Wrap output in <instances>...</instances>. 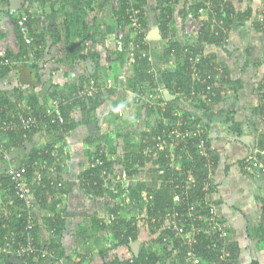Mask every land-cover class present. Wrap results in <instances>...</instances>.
I'll use <instances>...</instances> for the list:
<instances>
[{
	"label": "crops",
	"instance_id": "0c3cea01",
	"mask_svg": "<svg viewBox=\"0 0 264 264\" xmlns=\"http://www.w3.org/2000/svg\"><path fill=\"white\" fill-rule=\"evenodd\" d=\"M229 1L237 12L241 13L246 10L250 11V15L241 21L238 19L237 14L234 15L228 34L219 45L208 44L206 42H200L199 45L203 54L213 56L215 65L221 70L219 73L224 76L223 78L219 76L214 77L213 85H218L222 89L220 95L223 96V99L212 104L213 110L217 114L222 112L221 118H224V121L221 122V120L215 119L211 126L217 124L219 128L229 131V126L227 125L229 124L228 117H232L233 120L231 122L239 123V128L242 127L241 133L252 132L254 135L253 148L250 149L240 141L211 136V149L218 158L216 163L212 161L213 159L211 161L208 159V162L205 161L204 167L207 169L206 181L213 183L214 191L212 193L205 191L206 194L198 202L189 201L187 197L185 201L175 200L174 195L173 208L177 209L180 203H183L187 207L193 206L195 212L201 217L197 227L202 229L208 226L207 221L210 217L215 215L216 219H222L229 230V246L232 251V261L230 264H252V262L264 264V173L250 172L241 167L242 159L248 155H255L259 158L264 157V149H260L258 145V141L264 138V115L258 112V106L264 102V32L255 27L257 15L264 8V0ZM28 2L29 0H25V4ZM184 2L189 8L195 3L193 0H174L173 3L177 10L173 9L172 19L170 24H168L171 28L172 26L175 27V30L168 27V32L174 33L173 35L179 37L180 40L183 37L182 17L179 16L178 8L182 7ZM33 3L35 4L34 0ZM51 3L45 5L44 13L42 12L38 18L39 20L37 19L38 28L40 29L50 21V26H53L54 23L58 24L60 34H64L63 27L56 22L57 17L55 16L57 14L47 19V15L50 13L49 10L51 11ZM155 3L156 0L153 3L154 6ZM144 6V18L147 23L143 32L146 33V40H142L141 44H146L149 49L150 69L155 74L156 94H158V99H162L160 97H163L165 101L172 100L173 102L177 96L164 87L162 76H160L163 69L167 67L173 68L174 66L172 59L165 63L161 56L162 51H164V48L170 41L166 38L168 32L165 38L162 37L159 40L147 39L148 32L158 26L155 23L154 14L153 16L150 14L151 11H155V8L152 7L150 1ZM93 7L94 9L88 10V13H95L92 17L97 20L96 23H98L99 28L96 32L93 30L89 31L90 34L93 32V35L92 38L87 39L84 43L83 52L85 54L86 52H92L98 55L99 66H101L99 68L100 81L90 78L83 87L90 83L91 80L96 85L98 82L102 83L101 87L97 85L102 92L100 95L102 101L96 110L93 111V114L89 118H85V121L80 106L74 105L70 118L76 122V125L70 130L65 131L63 126L56 125L50 128V130L37 129L30 135L32 148L42 149L50 146L53 152H59L60 150L63 152L61 155V166H59L58 171L53 172L52 169L47 171V173L50 172L52 177L63 180V189H58L54 194H51L50 191L46 192L47 208L40 206L41 198L35 197V200L37 201L36 221L39 224L38 234L41 238V244L50 249V240L55 238L60 243V247L55 248L53 251L57 254L58 251L64 250L68 256L66 261L64 259L65 264H71V261H81V264H102L112 260L117 255L126 253L125 248H123L124 250L121 247L111 248L114 242L113 237L110 233H106V231L91 234L90 238L88 237L83 240L80 228L90 225L94 216L101 217L105 215L103 218L105 222H109L112 218L107 211L108 205L103 206L104 204H102V202H107V198L100 201L94 195L81 188L78 175L87 167L98 148L102 150L104 157L112 163V169L119 171L122 168L121 164H118L119 160L130 153L135 145L141 141L142 133L148 132L153 126L150 122L153 118V111L150 112L149 107L144 105L145 103L136 101L141 85L132 90L122 83V80L126 79L127 75L132 72L133 54L136 49H139V42L136 41L137 36L128 32L126 27L124 28L117 23L116 16L108 5L101 10H97L96 3H94ZM2 8L4 9L6 6L0 1V12L3 10ZM25 8H27V5H24L19 10L21 11L20 14L25 12ZM4 11L6 12V10ZM29 11L32 12L30 9ZM63 14L65 16V13ZM201 15L204 20L208 18L212 26L217 23V12L214 9L204 10ZM210 15L211 18H209ZM221 22L222 20L218 21V23ZM89 26H93V24ZM259 26L262 27L261 24ZM119 31H124V40L129 37L127 45H125L124 41L123 50H125L126 46L128 57L124 64L117 59L115 51L117 49L114 39L116 40ZM3 33L4 36L0 40H4L6 36L5 32ZM91 43L94 44L93 48L91 46L87 49L86 45ZM16 47L18 49L12 51L6 46L5 51L13 53L12 55H17L19 54L18 43ZM42 47H45L42 52L43 57L39 58L38 61V66L41 69L37 71L38 74L36 76L34 71L29 74L26 71L29 68L24 70L23 66H20V72L19 68H16L9 76L0 79V88L8 89L9 95L12 94L14 87L19 86L20 83H24L22 88L27 89L24 91V98L21 103L13 105V107L9 108L10 111L24 109L26 97H28L30 91L36 93L41 98L40 101H43L42 98L45 97L43 103L46 104V107L52 106L56 100L64 98L69 103L75 101L79 104L80 101H83V98L72 101L71 98L77 92V90L72 91L73 85L88 72L85 59L83 61L78 60L68 63L65 58L63 41L60 40L55 44L50 36L46 37L45 45ZM138 52L142 53L141 49ZM33 53V49H28L24 55L18 56L17 59L14 56L10 59L13 60L12 63L14 64L22 61L32 62L34 58ZM174 54L175 52L172 51L171 58L172 55L174 57ZM101 68H107L109 73L106 75ZM95 69L96 65L93 68V72ZM21 70H24L28 74L31 79L30 81L27 82L22 76ZM51 85H55V87ZM49 89H55L58 94L51 97L45 96L48 94ZM164 90H168L169 93L175 95V98L166 100ZM191 95L194 96L193 92L188 98ZM196 95L200 96L201 94L198 92ZM11 98L13 99L14 97L11 96ZM179 99L178 102L173 104L174 107L176 106L172 110L173 114L179 116L183 111H188L192 116H200L204 122L206 121L207 116H205V111L196 107L194 109L185 108L184 104H192L184 98L179 97ZM201 100L204 103L207 100L206 95H203ZM203 115L205 118H203ZM200 123L202 124V122ZM10 148L13 164L18 165L23 163L26 159L25 156L29 153L26 150L25 144L23 146L17 144L15 147ZM181 160L179 161L180 163ZM7 166L8 164L0 159V175L3 174ZM149 172L148 170H144V172L138 173L137 177L139 180L148 183L154 178L152 172ZM2 182H6L8 188ZM207 182L205 183L207 184ZM9 184L8 179L0 181V197L3 195V201H0V218L3 219L6 218V214H8L10 209L6 205L8 200L10 198L14 199ZM142 194L144 195V192ZM53 201H55L54 207L50 209ZM147 206L145 202L141 204L140 201L134 209L135 211H139L140 214L131 213L128 216L135 215L138 218L143 216V212L146 215ZM140 208L144 211L141 212ZM211 209H214V215L211 213ZM58 215L64 218L63 231L60 237H58L59 240L57 237H54V228L53 226L50 227V222L48 225L44 223L45 219L55 221ZM80 225L82 226L79 227ZM194 226L196 224L194 223L193 225V221H190L188 228L192 229ZM149 240L142 239L140 235L135 241L139 242L140 249L141 245H145ZM208 243L209 240L204 246L207 250L210 249L206 247ZM105 248L108 250L103 256L100 251ZM196 254L200 258V264H217L213 258L209 260L204 259L199 253L198 247ZM188 262H190L189 264H193L191 260H188ZM0 264H30V262L19 260L11 255H5L0 256ZM44 264L55 263L45 261Z\"/></svg>",
	"mask_w": 264,
	"mask_h": 264
},
{
	"label": "trees",
	"instance_id": "16d2710c",
	"mask_svg": "<svg viewBox=\"0 0 264 264\" xmlns=\"http://www.w3.org/2000/svg\"><path fill=\"white\" fill-rule=\"evenodd\" d=\"M4 3L6 6V14L12 19L14 30L17 37V43L19 44V54L12 55L13 53H10L9 51L5 52V56H0V79L5 78L6 76H9L10 73L16 68L18 69L20 66H23V69L29 68V70H26L30 73L35 72V76L40 66L39 64V58L43 57V51L45 47H42L45 45L46 37L50 36L53 43H57L60 40L64 43V51H65V58L68 63H73L78 60L83 61L86 59V57H91L93 61L95 62L96 69L93 73H85V76H82L79 81L73 85L72 91L74 90H80L83 85L88 82L90 78H94V80H99V58L97 54H94L92 52H86V54L83 52L84 43L87 39L92 38L93 32L90 34V30L98 31L99 25L89 26L86 21L85 17L88 13V10L94 9V3L96 2V8L97 10H101L106 5L111 8L112 13L115 14L117 23L122 25L124 28L128 24V16L125 15L124 9L128 6L127 1L120 0V10L114 11L111 1L110 0H56V2L59 4V11L60 13H65V18L62 21L61 26H63L64 35L62 36L60 34V31L58 29V24L54 23L53 26L48 24H45L40 29L38 28V21L41 12L44 13L43 7L47 3H51L50 6L53 5V0H40L41 10L39 13L30 12L28 8H25V13L28 14V18L26 21L27 26V36L32 38L31 43H26L24 40V36L20 30V26L18 25V18L16 16V13L10 14L9 12V4L8 0H0ZM137 4L135 7L139 9L141 13L142 18V24L143 27L146 25V20L144 18V5L147 4L148 0H136ZM174 0H156L155 3V14L154 19L156 20L155 23H157V26L160 30V33L163 38L166 37V33L169 31L168 24H170L171 21V15L173 12V9L177 10L174 3ZM211 2V4H210ZM210 4V6H208ZM153 7V8H154ZM53 9V7H52ZM201 9V12L199 10ZM214 9V11L217 12L216 19L217 23L211 25V21L203 19L202 12L204 10H210ZM193 12V14L196 17H200L202 21V27L198 35H196L197 39V45L195 46H188L190 47V50L193 52V54H196L201 51V57L200 62L198 63V70H199V76H196L192 78V72L189 68L191 62L189 61V54L184 51V48L187 43H185V39L182 37L180 40L179 37H176L174 35V39L170 40L168 45L164 48V51H162V59L165 63H167L169 60L172 59L173 61V68H165L161 71L160 76H162V81L164 87L169 89L171 93L175 94L177 97L172 102V100L166 101V106L164 111L161 110L159 107H149V111L157 112L159 117V121L153 125L152 128L148 132H143L141 136V141L135 145L133 150L121 158L120 162L118 164H121V167L124 168L126 171L129 179L125 181L124 184H121L119 182H116L113 185V189L108 188V186H102V180L100 179V169L103 167L107 168V171L110 173L112 169V163L108 161L104 154L101 153V158L103 159V164L99 165L96 168H88V166L79 173V184L80 187L85 189L88 193L94 195L96 199L103 201L107 198V202H102L104 204L103 206L108 205V213L111 216V220L109 222L104 221V216L96 217L94 216L92 219V222L89 226H82L81 227V235L84 239L90 238L92 235L100 231H106V233H110L113 237V244L111 245V248L115 249L117 247H121L122 249L125 248L126 253H122L121 255L115 256L112 260L104 262L102 264H159V262L162 260L164 261L166 254L170 253L169 255L173 254V259H171V264H189L190 262H186L185 257V248L180 246L178 243L179 240L176 239L173 236V232L171 231V228L169 229L168 225H164L163 223V216L165 214V210H170L173 208L174 202H173V196L175 193H180L181 196H183L182 201L187 200L198 202L202 200V197L206 194L204 190H202V185L205 183L207 179V169L204 167L205 161L208 162V158L201 155L199 151L197 150L196 141L197 136H193L190 139L186 140L187 149L191 153L192 157L190 160L187 159L186 156H184L181 160V164L184 166H174L173 168L169 166V156L167 155V151H158L157 153L152 154L150 157L143 154V148L147 145V143H144L143 140L145 138H148V141L150 144L154 143L151 137L153 135L158 134L159 132H162L163 129L170 130L172 127L178 128L180 130H185L187 127H190L192 123H199L202 122V125L204 127L205 137H206V147L209 150V157L210 161L212 160L214 163L217 161V155L213 153L211 149V136H210V129L211 124L215 119L221 120L223 122L224 118H221V113L215 112L213 109L212 104L215 102H218L223 99V96L220 95V92L222 89L217 85H213V80L216 75V73H219L216 68L218 66L215 65V62L213 61V56L210 54H203L202 49L199 47L200 42H206L208 44H214L219 45L224 39L225 36L228 34V31L231 27V24L234 19V15H238V19L241 21L245 17H248L250 15V11H242L237 12L234 8V6L231 4L229 0H202V1H195L193 5L186 6V3H183V6L178 8L179 16L182 17V19L187 15L188 11ZM264 11V8L262 12ZM54 12V10H53ZM199 12V13H198ZM50 12L47 15V19H50L53 14ZM264 14V12H263ZM211 18V15L210 17ZM39 20V19H38ZM222 20L221 23H218V21ZM97 21V20H96ZM183 22V20H182ZM94 27V29H93ZM255 27L263 30V27L259 26V22L256 20ZM171 28V27H170ZM173 30H175V27L172 26ZM171 28V29H172ZM173 32V31H172ZM128 34V33H126ZM174 34V33H173ZM183 34V33H182ZM4 33L0 30V38H3ZM178 36V35H177ZM129 38V37H128ZM127 38V39H128ZM127 39H125V45H127ZM137 42H139V49L141 51L146 52L147 56H141V53L138 52L139 49H136V51L133 54V64H132V72L127 75L126 79L122 80V83L126 85V87H129L132 90H135L137 86L141 85L140 89L141 92L147 94L149 92H154L156 84L155 82V74L152 72L151 68V60H149V52H148V46L146 44H141L142 40H146V33H141L136 38ZM184 40V41H183ZM41 44V46H40ZM34 50V59L32 62H19V63H12V56H14L16 59L18 56L24 55V53L27 52V50ZM116 51V57L117 59L124 64L125 61H127V53H126V46L125 50L123 51ZM174 51V57L172 55L171 58V52ZM5 58H8L9 62H3ZM25 66V67H24ZM131 67V66H130ZM24 70H21L22 76L28 81H30V77ZM18 71V70H17ZM20 72V68H19ZM24 72V73H23ZM37 77L40 78V76L37 75ZM219 77L223 78L224 76L219 73ZM205 78V82H201V80ZM100 81V80H99ZM27 83L26 81H24ZM98 82V81H97ZM99 83V84H98ZM97 85L100 87V82H98ZM24 84V83H23ZM19 84V86L14 87L12 90V94H8V89L0 88V116L1 117H10L15 115V111H10L9 108L13 107L15 104H20L21 101L24 98V91L27 89H23L22 85ZM52 87H55V85H51ZM209 87V88H208ZM208 88V89H207ZM204 91V92H203ZM30 91L28 97H26V105H30L35 111L44 110L46 107V104L43 103L44 98H42L43 101H40L41 98L39 96ZM193 92L194 96L189 95ZM200 92V96L206 95V101L203 103L200 96H197L196 94ZM203 92V93H201ZM101 91L99 89L98 92L94 93L93 95L88 96L87 98L83 99V101H80L76 103L75 101H72L71 103L67 104H61L60 103V111L64 118L63 123L60 126L64 127V130H70L75 127L76 122L70 118V113L74 107V105H79L83 114L84 121L85 118H89L91 114H93V111L96 110V108L100 105V102L102 101L100 98ZM58 92L55 89H49V92L45 96H55ZM196 95V96H195ZM11 96L14 98L12 99ZM181 98L186 99L189 103L194 105V107L205 111L206 114V121L204 122L202 117L200 116H192L188 111H183L181 115L177 116L173 114L172 110L176 108L174 107V103L178 102ZM264 98V94H263ZM41 102V103H40ZM25 105V104H24ZM176 105V104H175ZM8 106V107H7ZM178 106V104H177ZM2 108V109H1ZM151 108V109H150ZM258 112L264 115V102L258 106ZM24 110V109H19ZM13 114V115H12ZM229 118V124H227L229 127V131L233 134H241L242 127L239 128V123L231 122L233 119L232 117ZM166 120V122H164ZM190 123V125H186ZM56 126V125H53ZM51 126L50 128H52ZM49 128V130H50ZM36 130H31L27 133V138L25 139L22 136V131H16L11 132L8 134L9 140L6 143V146L8 148L15 147L17 144L23 146L26 141L31 140V133ZM258 145L260 149H264V138H261V140L258 141ZM98 148L95 153L99 152ZM52 148L45 147L42 149L33 147L29 153L25 156L26 159L24 160V163L29 164V168L27 169V175L30 176V174L34 171V160L41 158L42 160H46V167L41 172L44 176V178H50L57 181H61V186L56 185H50L48 182H46L45 186L36 185L33 186V192L35 197L41 198V204L40 206L42 208H47V197L46 192L50 191L51 194H54L58 189H63L64 184L63 180L60 178H55L50 175V172L47 173L49 169H52V171H58L59 166H61L62 161V150L59 152H53ZM207 159V160H206ZM147 168V169H144ZM55 169V170H54ZM144 170H148L152 172L154 178L149 181L148 183L143 180H139L138 173L144 172ZM191 178V179H190ZM2 179L0 178V181ZM6 180V179H3ZM7 182V181H6ZM6 182H2L3 185L6 184ZM7 185V184H6ZM187 186H189L187 189H185ZM213 183L210 182L209 184V193H212L214 191ZM8 188V185H7ZM116 190V192L114 191ZM182 190L183 191L181 193ZM12 192V191H11ZM144 192V195L142 194ZM125 196L132 199V203L127 204L124 202ZM145 196V197H144ZM3 197V195H2ZM0 197V201H3V198ZM124 197V199H123ZM141 198V200H140ZM118 200V201H117ZM141 204L145 202L147 206V214L145 218L141 217H135V215L128 216V213L134 212V209L138 206V204ZM55 201L50 205V209L54 207ZM107 203V204H106ZM128 205L131 207L130 210L125 211L126 208H128ZM182 205L183 203H180L176 208H174L175 212H180L183 210ZM186 205H184V209ZM124 209L126 212L125 214H121V211ZM132 210V211H131ZM123 211V212H124ZM132 212V213H133ZM37 214V212H36ZM134 214V213H133ZM185 214V213H184ZM3 222V218H0V224ZM50 222V227L53 226L54 228V237H60L63 226H64V218L60 215L57 216L55 221H51L50 219H45L44 223L47 225ZM22 218H14L11 222L12 228H14L16 231L21 230L22 227ZM39 224L37 221H35L33 233L35 236V243L37 247L42 246V242L40 241L41 238L38 234L39 232ZM106 228V229H105ZM7 230H5L6 232ZM159 232L158 234L156 232ZM4 230L0 226V241L3 236ZM151 234L155 235V240L162 246V252H160V249L156 248L155 246V240L152 238H149L150 240L147 241L145 245H141L140 249L138 250L137 256L132 251L130 245L133 241L137 240L140 235H144V237H149ZM148 239V238H147ZM166 239V240H164ZM59 240V238H58ZM151 241V242H150ZM206 242H208L207 237L202 236L199 240L198 249L199 253L204 257V259L209 260L211 258L217 259V251L207 250L204 248ZM60 247V243L55 240V238H52L50 240L49 250L53 251L55 248L57 249ZM110 249V248H109ZM107 248L101 249V253L103 256L107 252ZM124 250V249H123ZM58 251V250H57ZM232 252V251H231ZM56 259H51L50 261H47L49 263H58V259H68V256L65 254L64 250L56 252L54 251ZM0 256H5L1 255ZM177 259V260H175ZM20 260V259H19ZM23 261H30L24 260ZM71 264H81V261L79 262H72ZM252 264H257L256 262H252Z\"/></svg>",
	"mask_w": 264,
	"mask_h": 264
},
{
	"label": "built area",
	"instance_id": "2783aa9c",
	"mask_svg": "<svg viewBox=\"0 0 264 264\" xmlns=\"http://www.w3.org/2000/svg\"><path fill=\"white\" fill-rule=\"evenodd\" d=\"M122 1V0H121ZM128 3V6L125 7V15L128 16V24L126 28L128 32L133 33L138 36L143 33L144 27L142 24L141 13L139 9L135 7L137 4L136 0H125ZM202 1V0H193ZM111 4L114 11L120 10V0H111ZM201 12V9L199 10ZM198 12V13H199ZM264 12V11H263ZM261 12L257 15L256 20L264 28V14ZM28 14L24 12L18 18V25L24 36L25 42L30 43L31 38L27 36V26L26 21ZM3 25V21L0 23ZM202 27V21L200 17H196L193 12L188 11L187 15L184 17L182 22V33L185 39L186 46L184 51L189 54V61L191 62L189 68L191 70L192 78L199 76L198 63L200 62L201 51L193 54L188 46H195L197 39L194 38L199 34ZM5 27L0 28V30ZM3 31V30H2ZM264 32V29H263ZM124 31H119L116 36V49L122 51L124 49ZM15 41L17 44L16 33L14 35ZM168 40L174 38V35L171 32L167 33ZM194 42V43H193ZM193 43V44H192ZM5 44L3 41H0V56H5ZM141 56H147L146 52H142ZM149 58V57H148ZM3 62H9L8 58H5ZM216 70L220 72L217 67ZM219 73H216L215 77H218ZM205 82V78L201 80ZM209 88V87H208ZM207 88V89H208ZM99 90L98 86L94 81H90L82 89L74 93L72 100H78L79 98H87L88 96L96 93ZM154 92L157 93L155 90ZM149 92L147 94L141 92L137 94V102H143L148 107H159L164 111L166 106V101L163 97L158 99V94ZM203 93V92H202ZM60 103L67 104L69 101L64 99L56 100L54 105L47 106L45 109L40 111H35L30 105H25L24 110L17 109L15 115L10 117H1L0 116V159L5 161L8 166L3 171V174L0 175L1 179H8L10 184V189L13 193L14 199L10 198L7 202V206L10 207L6 218L3 219V222L0 224L1 228L4 230L3 236L0 241V254L11 255L17 259L30 260V264H44L45 261H50L51 259H56L54 251L48 249V247L42 245L37 247L35 243V236L33 233L34 224L36 221V207L37 201L35 200L33 186H45L46 182L50 185L61 186V181H57L50 178H44L42 170L46 167V160L38 158L34 160L33 166L34 171L31 176L27 175V169L29 164L20 163L14 165L12 162L11 148L6 146V143L9 140L8 134L11 132L22 131V136L26 139L27 133L31 130L43 129L47 130L53 125L60 126L64 118L60 111ZM186 125H190L187 122ZM204 127L199 123H192L190 127H187L185 130H180L178 128L172 127L170 130L163 129L162 132H159L156 135H153L151 139L154 143L150 144L148 138L143 140L147 145L143 148V154L151 156L158 151H167L169 156V166L174 167L178 166L179 161L186 156V160H190L192 155L187 149L186 140L190 139L193 136H197L196 146L199 153L206 158L209 157V150L206 147V137L204 132ZM102 150L95 153L90 162L88 163V168H96L99 165H102L103 159L101 158ZM53 154V152H52ZM241 167L244 170L250 172H261L264 173V157H257L255 155H248L241 161ZM100 179L102 180V186H108V188L113 189V185L116 182L124 184L126 180L129 179L124 168H121L119 171L112 170L110 173L107 171L106 167L100 169ZM207 182V181H205ZM209 184L207 182L202 186V190L208 191ZM187 186L185 189H187ZM116 192V190H114ZM186 190H182L181 193ZM175 200H182L183 196L180 193H175ZM183 210L180 212H175L174 208H171L169 211L165 210L163 216L164 225H168L169 229L173 232V236L179 240L180 246L185 248V257L186 260H191L193 264H200V258L196 254V250L199 244V239L202 236L207 237L209 243L207 248H211L213 251H217V264H230L232 261V253L229 246V230L222 219H216L214 215V209H211V213L214 215L208 219V226H205L203 229L198 228L197 224L200 221L201 217L198 215L193 206L182 207ZM185 213V214H184ZM211 216V215H210ZM14 218H22V227L21 230L16 231L11 226V222ZM190 221H193L196 226L192 229L188 228ZM5 230H7L5 232ZM166 240V239H164ZM210 249V250H211ZM59 264H65L64 259H58Z\"/></svg>",
	"mask_w": 264,
	"mask_h": 264
},
{
	"label": "rangeland",
	"instance_id": "374dc122",
	"mask_svg": "<svg viewBox=\"0 0 264 264\" xmlns=\"http://www.w3.org/2000/svg\"><path fill=\"white\" fill-rule=\"evenodd\" d=\"M35 1V4L33 3V0H29V2L27 3V4H25V2H24V5H27V8L28 9H30L32 12H35L36 14L37 13H39V11L41 10V5H40V0H34ZM111 1V0H110ZM150 1V4H152V7H154V1L155 0H148V2ZM96 3V2H95ZM24 5H23V7H24ZM151 6V5H150ZM22 7V8H23ZM44 7H46V6H44ZM44 7L42 8L43 9V11H45V9H44ZM52 7H53V9H52ZM52 7L50 8L51 9V11L49 10V12H52L51 14H57L55 17H57L56 18V22L57 23H59V24H61L62 23V21L64 20V14L62 13H60V11H59V4L56 2V0H53V5H52ZM147 7V6H146ZM151 7V8H152ZM21 8V9H22ZM110 8V7H109ZM144 8H145V6H144ZM155 8V7H154ZM3 9V8H2ZM21 9H19V10H21ZM4 10H7V8H4L3 10H1V12H0V23L3 21V25H0V28H2V27H5L4 29H2L1 31L2 32H5V37H4V40L2 39V40H0V41H3L4 42V44H5V46H7V48H10V50H17L18 49V47H16V41H15V37H14V35H15V30H14V25H13V21H12V19L6 14V12L4 11ZM19 10H17V12H15L16 13V16L17 17H20L22 14H20V12L21 11H19ZM53 10H54V12H53ZM110 10H111V8H110ZM48 12V13H49ZM58 13H59V15H58ZM94 12H91V13H87V15H86V17H85V20H86V22H87V24L88 25H91V24H95V22H96V19H94L92 16L93 15H95V13L93 14ZM24 14V13H23ZM41 14H42V12H41ZM150 14L153 16V14H155L154 12H150ZM99 18L101 19V17L99 16ZM184 19V18H183ZM182 19V20H183ZM97 25H98V23H97ZM63 27V26H62ZM63 32H64V30H63ZM61 35H64L63 33H61ZM117 35H118V33H117ZM195 38V37H194ZM114 41H115V39H114ZM93 43H91V44H88V45H86V48L88 49V47H91L92 46V48H93ZM87 49H86V51H87ZM91 51H93V50H91ZM34 59V58H33ZM33 61V60H32ZM101 70L107 75L108 73H109V71H108V69L107 68H101ZM111 73H113L112 71H111ZM114 82H115V80H114ZM101 85H102V83L100 84V87H101ZM145 105V104H144ZM146 106V105H145ZM184 107L185 108H190V109H194V105H186V104H184ZM205 115V114H204ZM204 115H203V118H205L204 117ZM206 116V115H205ZM159 115H158V113L157 112H153V118L151 119V125H154L155 126V124L159 121ZM161 118V117H160ZM166 122V121H165ZM121 160V159H120ZM120 160H119V162H120ZM180 162L178 163V166H180ZM181 166H184V165H182L181 164ZM150 173V172H149ZM144 175V174H143ZM123 199H124V197H123ZM118 201V200H117ZM124 202L125 203H127V204H130L131 205V203H132V199H130L129 197H126L125 196V200H124ZM131 209V207L128 205V208H126V210L125 211H128V210H130ZM141 212L142 211H144V210H141V208L139 209ZM124 209L121 211V214H125L126 215V212L124 211ZM132 211V210H131ZM133 212V211H132ZM131 212V213H132ZM131 213H128V214H131ZM134 214H136V215H138V214H140V212L139 211H135L134 210V212H133ZM146 217V215H145V213L143 212V216H142V218H145ZM157 234L159 233L158 231L156 232ZM155 235L156 234H151L149 237H144V235H141V238L142 239H145V240H148L149 238H152L153 240H155ZM148 238V239H147ZM144 242H146V241H144ZM155 247L156 248H158V249H160V252H162V246L160 245V244H158V242L155 240ZM170 253H168V254H166V256H165V259H164V261H160L159 262V264H171L170 262H171V259H173V254L172 255H169Z\"/></svg>",
	"mask_w": 264,
	"mask_h": 264
},
{
	"label": "water",
	"instance_id": "95a60500",
	"mask_svg": "<svg viewBox=\"0 0 264 264\" xmlns=\"http://www.w3.org/2000/svg\"><path fill=\"white\" fill-rule=\"evenodd\" d=\"M24 2L25 0H8L10 14L15 13L17 10L21 9L24 5ZM161 38H162V35L158 27L151 29L147 34V39H153V40L158 39L159 40ZM85 64H86L88 72L92 73L93 68L95 66V62L93 61V59L87 57L85 59ZM164 96L166 100L175 98V95L169 93L168 90H164ZM210 136L225 137V138H229L235 141H240L246 144L250 149L253 148L254 135L250 131L242 132L241 134H233L229 131H226L225 129L219 128V126L215 124L211 126ZM25 147H26L27 152H29L32 148V143L30 141L26 142ZM130 247L132 251L134 252V254L137 256L138 250H139V242L138 241L132 242Z\"/></svg>",
	"mask_w": 264,
	"mask_h": 264
},
{
	"label": "clouds",
	"instance_id": "9594fccd",
	"mask_svg": "<svg viewBox=\"0 0 264 264\" xmlns=\"http://www.w3.org/2000/svg\"><path fill=\"white\" fill-rule=\"evenodd\" d=\"M232 253V252H231ZM186 262H188L187 260H186Z\"/></svg>",
	"mask_w": 264,
	"mask_h": 264
}]
</instances>
